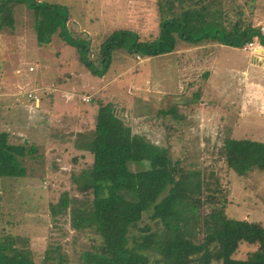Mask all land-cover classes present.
<instances>
[{"label":"rangeland","instance_id":"obj_1","mask_svg":"<svg viewBox=\"0 0 264 264\" xmlns=\"http://www.w3.org/2000/svg\"><path fill=\"white\" fill-rule=\"evenodd\" d=\"M237 1L264 23V0ZM32 4L38 10L56 6L67 17V39L77 45L66 44L59 32L51 42L38 41ZM6 9L15 30L0 33V133L9 132L15 145L34 146L37 160H27L24 178H0V234L30 238L33 250L43 253L50 204L93 162L77 144L80 132L95 129L101 103L111 104L135 134L166 146L174 159L188 156L206 168L229 200V218L264 225V171L239 176L220 153L228 136L264 143L260 43L240 50L182 43L176 52L153 58L123 48L101 74L100 47L113 33L131 32L144 42L158 38V0H14ZM169 108H176L173 114L159 115ZM67 231L61 244L71 264H79L86 240L73 246L69 226ZM255 249L242 244L236 258L246 259Z\"/></svg>","mask_w":264,"mask_h":264},{"label":"trees","instance_id":"obj_2","mask_svg":"<svg viewBox=\"0 0 264 264\" xmlns=\"http://www.w3.org/2000/svg\"><path fill=\"white\" fill-rule=\"evenodd\" d=\"M10 1L0 0V33L15 30L14 19L4 16ZM158 6V38L144 42L131 32L113 33L100 47L101 74L123 48L153 58L176 52L182 43L240 50L258 42L264 47V24H257L237 0H158ZM30 8L38 41L51 42L59 32L66 44L77 45L67 39V17L56 6ZM132 37L135 41L128 44ZM77 146L93 162L74 174L72 188L50 204L52 226L43 253L33 250L30 238L2 232L0 264H71L61 244L68 226L73 246L86 240L79 264H264V225L229 218V200L206 168L188 156L174 159L166 146L135 134L111 104H100L95 129L80 132ZM36 152L34 146L11 143L9 132L0 133V178H24L25 163L37 160ZM220 153L228 170L239 176L264 171L261 141L228 136ZM247 243L256 249L246 259L236 258L240 245Z\"/></svg>","mask_w":264,"mask_h":264},{"label":"built area","instance_id":"obj_3","mask_svg":"<svg viewBox=\"0 0 264 264\" xmlns=\"http://www.w3.org/2000/svg\"><path fill=\"white\" fill-rule=\"evenodd\" d=\"M256 46H257V45H256ZM256 46H255L254 43H250V44H248V45L245 47V49H247L248 47H250L251 49H253V48L255 49ZM31 96L34 97V99H36V97H35L33 94H32ZM31 96H30V97H31Z\"/></svg>","mask_w":264,"mask_h":264},{"label":"crops","instance_id":"obj_4","mask_svg":"<svg viewBox=\"0 0 264 264\" xmlns=\"http://www.w3.org/2000/svg\"><path fill=\"white\" fill-rule=\"evenodd\" d=\"M264 21V20H263ZM261 21H259V23H260ZM259 23H257V24H259ZM262 23V22H261ZM264 24V23H263ZM264 26V25H263ZM256 44H257V46H258V42H255ZM261 45V44H260ZM261 47L264 49V47L261 45ZM35 97H37L36 99H38V100H40L39 99V96H35ZM29 99H32V98H29ZM33 101H34V99H32Z\"/></svg>","mask_w":264,"mask_h":264}]
</instances>
